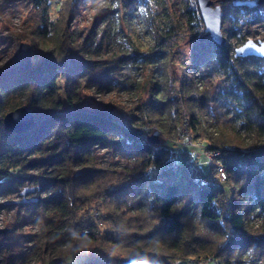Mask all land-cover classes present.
Listing matches in <instances>:
<instances>
[{
    "label": "trees",
    "instance_id": "1",
    "mask_svg": "<svg viewBox=\"0 0 264 264\" xmlns=\"http://www.w3.org/2000/svg\"><path fill=\"white\" fill-rule=\"evenodd\" d=\"M49 1L31 0L39 20L33 31L37 42L27 34L19 36L30 43L38 59L27 72L0 79V106L23 93L34 109L29 108L35 120L29 130L11 133L0 118V149L13 158L44 153L35 163L50 166L54 173L38 185L41 190L50 186L53 191L33 201L36 209L43 210L35 219L41 224L37 245L43 251L50 245L61 249L67 242L69 252L85 248L87 257L80 264H188L190 259V264H256L264 257L263 97L239 81L222 91L223 99L233 102L245 132L263 143L259 151L244 153L237 137L219 131L206 149L220 151L212 162L223 167L225 178L214 181L211 163L209 171L202 172L195 156L189 155L187 162L181 160L179 155L189 153L186 150L175 151L179 155L173 161L169 159L170 147L151 144L144 134L146 126L167 139L181 129L195 133L204 107V94L184 72L173 86L166 78L158 79L157 74L167 71L177 39L186 33L165 11V0L121 1L128 19L135 15L143 20L150 43L147 50L137 49L112 60H98L93 55L85 59L76 53L67 25L77 11L78 0H66L53 23L47 12ZM186 7L189 23L200 19L197 9ZM196 45L189 57L198 65L204 61L200 52L204 44L200 43L199 49ZM211 45L216 62L222 66L228 63L231 57L226 43L218 46L211 40ZM118 63L146 68L144 84L150 95L129 119H122L108 105L92 109L81 105L83 86L114 87L106 75ZM60 77L64 80L62 99ZM109 143L138 166L153 165L161 173H147L134 183L116 185L112 173L100 168L93 158L94 148ZM20 168L15 165L10 175L0 171V193L16 188ZM28 179L36 181L35 177ZM250 214L261 221L258 228L249 225ZM64 262L72 263L67 262L66 254L43 260V264Z\"/></svg>",
    "mask_w": 264,
    "mask_h": 264
},
{
    "label": "rangeland",
    "instance_id": "2",
    "mask_svg": "<svg viewBox=\"0 0 264 264\" xmlns=\"http://www.w3.org/2000/svg\"><path fill=\"white\" fill-rule=\"evenodd\" d=\"M65 1H49L47 12L52 23ZM121 1L124 0H78L77 11L68 22L67 28L71 43H75L79 57L86 59L93 55L98 60H112L116 56L130 54L137 49L140 51L148 49L150 35L144 30L143 20L136 18L135 15L128 19ZM211 1L213 6L220 7L223 14L220 29L226 38L227 53L231 57L229 62L224 66L216 62L211 52V38L205 35L200 19H190V23L187 21L186 6L197 9L195 0H165V11L179 22L186 33L177 39L172 58L167 61L166 75L163 72L157 74L159 80L166 78L168 85L173 86L184 72L194 81L198 92L204 94L199 130L189 133L181 129L179 133H173L167 139L152 126H146L144 129L147 138L153 132H158L159 144L172 149L169 159L175 161L179 155L175 151L186 150L189 153H181L179 155L181 160L187 162L189 155L195 156L198 166L204 173L209 171L210 163L213 166L217 165L212 162L206 149L213 138L218 136L219 131L229 137H237L240 142L239 149L244 153L259 151L263 143V140H258L252 134L248 135L245 132L242 128L243 123L233 109V102L223 99L221 93L239 81L255 90L264 100V57H233L234 50L247 40L255 44L264 42V0L256 7L248 9L232 8L231 2L227 0ZM107 8L111 11L105 12L104 9ZM101 10L104 11L98 16L97 13ZM38 25L37 11L32 6L31 0H0V71L12 63L19 43H28L20 39V35L27 34L35 41L34 43L37 42L33 31ZM200 43L204 44L203 50L200 51L204 55V61L195 65L191 63L189 56L195 52V44L198 49L201 47ZM33 50L31 48V63L38 59ZM145 75L146 68L141 65L136 67L133 63H118L117 67L108 76L106 75L107 79H111L114 87L103 90L96 86H83L81 105L90 109L108 105L122 119H129V116L134 114L135 107L150 95L148 85L144 84ZM63 83V77H60L58 80L60 99L63 98ZM21 106L34 110L26 101V95L18 93L8 105L0 106L1 121L6 113ZM183 121L182 126H185ZM183 133L188 134H184L182 138ZM185 136L190 140L187 145L185 139L188 138ZM42 156L45 154L37 152L31 155L21 154L13 158L0 149V171H9L10 175L15 165H20L18 174L22 176L16 178L19 183L12 192L0 193V229L8 230L0 234V264H43L44 259H58L65 254L68 263L80 264L87 257L88 251L85 248L69 252V242L61 249L50 245L44 251L37 245L41 224L35 219L43 210L36 209L33 201L46 198L54 189L49 186L47 190H41L38 186L41 181L54 175L50 166L36 165ZM93 158L100 168L112 173L116 185L125 182L134 183L141 175L146 176L147 173H150L149 176L151 174L158 176L161 173L153 165L138 166L135 160L123 155L112 143L105 147L94 148ZM171 164L173 165L174 162ZM66 172L67 170H63V173ZM30 176L35 177L36 181L29 180ZM152 181H155L154 178ZM25 189H33V191L23 196L21 193ZM90 212L97 214L96 210ZM248 223L253 228H258L262 224L253 214H250ZM188 261L187 263L190 264L193 259ZM201 264L206 263L201 262ZM256 264H264V257Z\"/></svg>",
    "mask_w": 264,
    "mask_h": 264
},
{
    "label": "water",
    "instance_id": "3",
    "mask_svg": "<svg viewBox=\"0 0 264 264\" xmlns=\"http://www.w3.org/2000/svg\"><path fill=\"white\" fill-rule=\"evenodd\" d=\"M233 7L253 8L259 5L262 0H227ZM199 17L204 26L205 35L210 37L213 43L218 46H224L226 38L221 32L222 12L219 6H213L211 0H195ZM237 57H264V42L255 44L247 40L242 46L234 50ZM31 68V46L28 43H19L18 48L13 55L12 63L0 71V79L9 78L18 74L27 72ZM35 120L31 110L26 106H21L13 111L6 113L2 118V124L6 131L11 133H21L34 126ZM151 144L158 143V132H153L147 138ZM33 189H25L21 195L31 193ZM25 202V200H24ZM7 229H0L1 233H6Z\"/></svg>",
    "mask_w": 264,
    "mask_h": 264
},
{
    "label": "built area",
    "instance_id": "4",
    "mask_svg": "<svg viewBox=\"0 0 264 264\" xmlns=\"http://www.w3.org/2000/svg\"><path fill=\"white\" fill-rule=\"evenodd\" d=\"M184 134H188V133H183L182 138L184 137ZM188 139H185V145L189 144L190 140L188 136H185ZM210 159L213 160L216 157H218L220 155V151L215 149V150H211L208 151ZM214 172H213V176H212V180L216 181V180H221L225 178V171L223 169V167L220 164L215 165L214 167Z\"/></svg>",
    "mask_w": 264,
    "mask_h": 264
}]
</instances>
